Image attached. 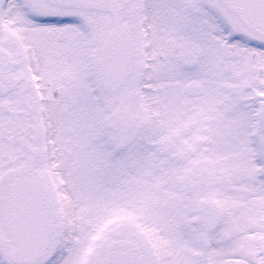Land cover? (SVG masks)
I'll use <instances>...</instances> for the list:
<instances>
[{"label":"snow or ice","instance_id":"1","mask_svg":"<svg viewBox=\"0 0 264 264\" xmlns=\"http://www.w3.org/2000/svg\"><path fill=\"white\" fill-rule=\"evenodd\" d=\"M0 264H264V0H0Z\"/></svg>","mask_w":264,"mask_h":264}]
</instances>
